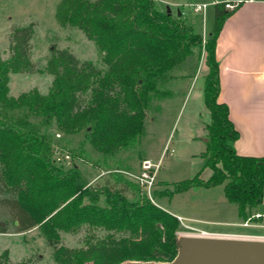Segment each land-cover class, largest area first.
Returning a JSON list of instances; mask_svg holds the SVG:
<instances>
[{"label": "trees", "instance_id": "obj_1", "mask_svg": "<svg viewBox=\"0 0 264 264\" xmlns=\"http://www.w3.org/2000/svg\"><path fill=\"white\" fill-rule=\"evenodd\" d=\"M244 1L232 10L225 1L214 3L212 30L204 44V103L210 120L200 156L211 175L203 180L199 170L192 178L158 183L173 186L166 191L168 198L192 188L221 186L240 218L263 201L264 156H243L234 149L238 132L227 105L217 99L215 47L225 20ZM55 15L94 43L105 69L53 46L38 71L52 76L48 91L32 88L12 96L9 75L34 70L29 55L34 25L13 28L10 54L0 57V186L10 195L1 203L17 222V232L40 230L53 248L55 264L171 261L180 243L177 217L141 197L136 182L126 183L139 196L131 201L122 189L89 184L76 165L69 170L55 166L47 128L55 125L65 135L84 131L99 152L125 148L143 133L151 94L158 92L157 78L183 62L201 37L180 17L157 10L153 0H60ZM83 226L105 234L89 233L77 248L59 243L58 230L76 233ZM9 263L4 250L0 264Z\"/></svg>", "mask_w": 264, "mask_h": 264}, {"label": "rangeland", "instance_id": "obj_2", "mask_svg": "<svg viewBox=\"0 0 264 264\" xmlns=\"http://www.w3.org/2000/svg\"><path fill=\"white\" fill-rule=\"evenodd\" d=\"M211 0H156L159 7H168L173 18L180 17L179 12L189 13V19L193 20L201 27V43L192 48L190 55L182 64L177 65L168 78L161 75L157 78V93L151 94L149 106L146 109V119L144 130L139 138L128 144L125 148L111 153H103L92 148L85 138V132L81 131L76 135H65L56 129L55 125L47 128L53 136L52 141V163L62 170H69L76 165L82 174L90 181L98 174L102 175L91 182L93 186H109L111 188L122 189L123 193L131 201L137 200L138 195L126 186V183L133 181L127 173L137 174L140 171L142 157H150L156 160L164 148V153H168L163 158L164 164L160 168L159 177L165 176L167 180L179 181L192 178L196 173L191 169L198 159L191 156L195 153L200 143H186L180 136L185 114L179 124V134L173 136L171 128L177 117L185 93L190 84L193 74L204 77L206 69L198 63L202 47L210 37L209 28L212 26L213 16ZM60 0H0V57L8 58L10 36L13 28L26 26L33 23V35L30 39L29 55L33 62L34 70L31 73L23 72L9 75V94L17 96L21 92L32 88L38 89L41 93H46L51 85L52 76L38 72L43 69L50 56L51 47L68 49L80 61H91L99 69L104 70L105 66L101 61V54L94 43L88 40L85 35L76 27L61 24L55 15ZM197 4H206L200 11H194ZM186 25L188 21L181 18ZM190 26V25H189ZM199 27V28H200ZM205 27L207 29H205ZM205 36V37H204ZM184 71L187 74L184 78H176L178 72ZM172 94V96H170ZM184 108V107H183ZM183 111V109H182ZM19 114L18 111L13 113ZM179 115L178 119L180 118ZM30 120L37 121L38 118L30 117ZM176 127L173 128L174 132ZM59 134L60 136H56ZM70 150L73 152L71 153ZM68 155L69 158H65ZM125 171V172H124ZM156 181L153 191V204L142 192L140 196L148 199L150 203L158 207L160 194L173 189V186L160 185ZM10 196L4 192L0 186V254L8 251L9 264H55L53 248L48 245L45 236L37 227L23 232H17V222L9 210L1 203L3 197ZM162 202V201H160ZM167 203V202H166ZM168 204V203H167ZM169 208L182 210L188 217L185 222H179L176 236L180 240L184 236H193L199 230L210 232L250 235L254 239L264 240V219L254 226L241 227L238 225L250 214L264 211L263 206L247 210L245 217L237 219L236 205L225 201L222 187L193 188L186 193L175 195L169 201ZM194 218V219H191ZM229 222V223H225ZM59 243L67 247H80L84 238L89 233H94L101 237L105 231L101 229L89 230L87 226L81 227L78 232L70 233L58 230ZM244 232V233H242ZM228 236V235H227ZM230 236V235H229Z\"/></svg>", "mask_w": 264, "mask_h": 264}, {"label": "crops", "instance_id": "obj_3", "mask_svg": "<svg viewBox=\"0 0 264 264\" xmlns=\"http://www.w3.org/2000/svg\"><path fill=\"white\" fill-rule=\"evenodd\" d=\"M153 1L157 10L161 12L169 10V12L172 13L168 7H166V9L161 8L156 3V0ZM218 1H229L237 5L240 0H211V17L213 16V5ZM177 15H180L181 18L187 20L195 33H201V27L199 24H196L193 20L189 19V13L178 11ZM205 29L207 28L205 27ZM209 30H212V26L209 28ZM192 54L193 52H191L190 55ZM215 56L218 63L220 83V91L217 99L219 102H223L227 105L229 110V118L238 132V138L233 143L234 149L239 155L263 157L264 0H245L238 8L235 9L233 14H231L225 20L216 39ZM203 61L204 46L202 47L200 55L198 54V63H200V65L206 69ZM176 66L172 67L164 74L165 79L166 77L168 78V76H170L169 72H172ZM186 75L187 74H184V71H181L178 72V75L175 77L184 78ZM171 77L172 76H170V78ZM170 96H172V94H170ZM185 112V120L183 122L182 130H180V136L185 140L186 143H200L198 150L191 154V156H195L198 159L191 171L196 173L197 171L201 170L199 177L203 180H207L210 177L212 171L210 168L204 167L205 158H202L200 153H202L206 147V141L204 140L207 138L205 124L210 120V112L204 103V77L203 75L196 77V72L193 74L192 79L190 80L189 87L185 93V97L177 117L173 122V126L171 128V133H173V136L179 134V124ZM180 114L181 116L178 119ZM174 127H176V129L174 132H172ZM167 153V151L164 153L163 148L156 160H153L150 157H142L141 159H149L153 162L160 161L162 167V163L164 162L163 158ZM159 174L164 173H160L159 170L156 174V181L167 183L175 182L172 180H167L168 178L166 175L159 177ZM101 175L102 173L93 177L89 181V184H92L91 182L97 180ZM186 192L187 191L178 194ZM170 200L171 198L165 196L159 197L158 207L176 217H181L183 222H185V219H188V217L183 214L182 210L169 208ZM261 206H263V201L255 208V210ZM257 212L264 213V211L258 210ZM237 219H239L238 215ZM254 225L255 224L253 223V226ZM193 234L197 236L213 237H227V235H233L210 232L208 230H199ZM236 236L249 237L250 235Z\"/></svg>", "mask_w": 264, "mask_h": 264}, {"label": "water", "instance_id": "obj_4", "mask_svg": "<svg viewBox=\"0 0 264 264\" xmlns=\"http://www.w3.org/2000/svg\"><path fill=\"white\" fill-rule=\"evenodd\" d=\"M120 264H264V240L184 236L171 261H127Z\"/></svg>", "mask_w": 264, "mask_h": 264}, {"label": "built area", "instance_id": "obj_5", "mask_svg": "<svg viewBox=\"0 0 264 264\" xmlns=\"http://www.w3.org/2000/svg\"><path fill=\"white\" fill-rule=\"evenodd\" d=\"M225 8L228 10H232L236 7L235 4L229 1H225ZM206 7V4L194 6V11L203 10ZM56 136H60L56 134ZM65 158H69L68 155H65ZM161 168L160 161L153 162L149 159H142L140 163V171L137 174L127 173L133 180L140 186L143 194L153 203V191L156 185V174ZM179 222H183L182 218L177 216ZM264 219V213L262 212H254L243 219L238 225L241 227H250L253 226V223L256 224L260 220Z\"/></svg>", "mask_w": 264, "mask_h": 264}, {"label": "bare ground", "instance_id": "obj_6", "mask_svg": "<svg viewBox=\"0 0 264 264\" xmlns=\"http://www.w3.org/2000/svg\"><path fill=\"white\" fill-rule=\"evenodd\" d=\"M227 237H237V238H238V237H239V238H250V237H244V236H231V235H230V236L228 235ZM257 239H260V238H257Z\"/></svg>", "mask_w": 264, "mask_h": 264}]
</instances>
